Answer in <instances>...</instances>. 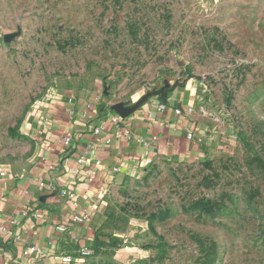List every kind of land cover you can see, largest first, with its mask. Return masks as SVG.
Instances as JSON below:
<instances>
[{
	"label": "rangeland",
	"instance_id": "1",
	"mask_svg": "<svg viewBox=\"0 0 264 264\" xmlns=\"http://www.w3.org/2000/svg\"><path fill=\"white\" fill-rule=\"evenodd\" d=\"M0 34V167L24 168L68 92L200 124L192 157L108 189L72 264H264V0H0Z\"/></svg>",
	"mask_w": 264,
	"mask_h": 264
},
{
	"label": "crops",
	"instance_id": "2",
	"mask_svg": "<svg viewBox=\"0 0 264 264\" xmlns=\"http://www.w3.org/2000/svg\"><path fill=\"white\" fill-rule=\"evenodd\" d=\"M70 96L68 92L53 97L41 111L51 118L49 128L42 133L37 115L33 131L37 144L24 168L0 167L9 172L0 176V226L6 227L0 231V264H72L81 257L79 251L93 243L94 220L108 189L145 172L164 156L188 158L200 149V124L192 113H176L180 104L175 106L170 99L123 115L90 110L92 117L85 118L70 115ZM75 100L78 108L83 105ZM98 125L103 131L95 134L93 129ZM126 127L136 139L123 135ZM155 136L158 140L149 147L138 141ZM81 156H85V164L79 162ZM117 167L120 171L114 170ZM41 179L54 183L56 190L42 191ZM65 189L72 198L62 194ZM35 208L37 216L21 215L23 210ZM87 211L92 215L89 222L74 220L75 215ZM33 245L42 253L26 256L25 250ZM65 257L73 261L66 262Z\"/></svg>",
	"mask_w": 264,
	"mask_h": 264
},
{
	"label": "built area",
	"instance_id": "3",
	"mask_svg": "<svg viewBox=\"0 0 264 264\" xmlns=\"http://www.w3.org/2000/svg\"><path fill=\"white\" fill-rule=\"evenodd\" d=\"M1 36V34H0ZM68 102L72 105L71 109H70V115L71 116H75V115H81L82 117H85V118H91L92 117V111H97V107L95 106V104H92V103H84L81 107L78 108L77 104H76V100H75V97L73 96H70L68 98ZM81 108V109H80ZM194 110H193V106L191 104L187 105V106H183V105H179L178 107H176L175 109V112L180 114V113H183V112H187V113H192ZM38 116L41 118V124L43 126V128L41 129V133L44 131V130H47V128H49L50 124H51V118L50 116L48 115H44L43 116V113H38ZM37 117V116H36ZM94 133L95 134H100L102 133L103 131V127L101 125H98L96 127H94ZM123 135L127 136L128 138L130 139H136V135L132 132L131 128L129 127H126L124 128L122 131ZM71 138H68L66 137V140H70ZM158 140V137H152V138H139L138 141L144 143L147 147L151 146V143L152 142H155ZM110 140H108L109 142ZM79 162L85 164L86 163V159H85V156H81L79 158ZM115 171H120V169L117 167L114 169ZM9 175V172L7 169H0V176L1 177H5V176H8ZM39 186H40V189L42 191H45V193L49 192V193H52L56 190V186L54 183H46L43 179L40 180V183H39ZM69 192L65 189V190H62V194L63 195H68L70 198L73 197L72 194H68ZM38 209L35 208V209H25L21 212V215L23 217H27L29 216L30 213H34L36 216L38 215ZM91 212L87 211V212H84L82 214H77L74 216V220L78 223H85V222H89L91 220ZM14 222V220L12 221ZM58 229L60 230H63L62 227H58ZM0 231H6V227L4 226H0ZM93 251V248L91 247H83L79 252H80V256L81 257H88ZM25 255L26 256H30L32 254H41L42 253V250L38 247V246H29L26 250H25ZM64 260L66 262H72V258L71 257H65Z\"/></svg>",
	"mask_w": 264,
	"mask_h": 264
},
{
	"label": "trees",
	"instance_id": "4",
	"mask_svg": "<svg viewBox=\"0 0 264 264\" xmlns=\"http://www.w3.org/2000/svg\"><path fill=\"white\" fill-rule=\"evenodd\" d=\"M177 105H178V104H177ZM177 105H176V106H177ZM89 247H91V248H93V249H94V241H93V243H92V244H90V245H89Z\"/></svg>",
	"mask_w": 264,
	"mask_h": 264
},
{
	"label": "water",
	"instance_id": "5",
	"mask_svg": "<svg viewBox=\"0 0 264 264\" xmlns=\"http://www.w3.org/2000/svg\"><path fill=\"white\" fill-rule=\"evenodd\" d=\"M117 113L121 114V115L125 114V112H123V111H118Z\"/></svg>",
	"mask_w": 264,
	"mask_h": 264
}]
</instances>
